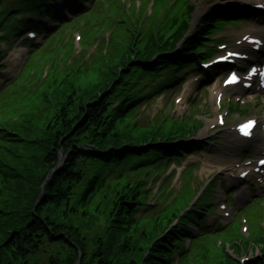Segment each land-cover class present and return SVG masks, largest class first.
Here are the masks:
<instances>
[{"label":"trees","instance_id":"16d2710c","mask_svg":"<svg viewBox=\"0 0 264 264\" xmlns=\"http://www.w3.org/2000/svg\"><path fill=\"white\" fill-rule=\"evenodd\" d=\"M83 1L90 0H17L4 9L0 41L40 27L43 16L56 17L52 6L58 3L83 15ZM191 11L188 7L186 15ZM6 16L12 25L3 30ZM218 18L215 13L205 17L172 54L187 31L177 18V28L174 23L164 34L151 33L144 50L133 48L113 61L87 88L67 78L49 87L41 97L42 110L7 128L16 138L3 135L10 146L0 145V264H168L165 245L174 238L160 236L169 218L137 221L153 195L143 185L145 176L130 177L188 153L195 146L182 141L195 130L188 123L171 130H143L130 123L131 111L148 93L167 87L133 90L131 81L139 84L143 75L157 78L169 66L181 69L195 62L193 53Z\"/></svg>","mask_w":264,"mask_h":264},{"label":"rangeland","instance_id":"374dc122","mask_svg":"<svg viewBox=\"0 0 264 264\" xmlns=\"http://www.w3.org/2000/svg\"><path fill=\"white\" fill-rule=\"evenodd\" d=\"M13 1L15 0L6 1L3 7L0 8V11L10 7V3ZM211 1L212 0H133L132 2H127L126 7L122 9L121 15L124 16L125 13L128 15V19L124 21V26L127 27L128 30L132 31L139 27L141 30H145L147 28H156L164 25L174 12L183 13L187 6L194 5L192 18L191 16L189 20L188 16L180 18L181 21H186L188 26L192 21L191 30L189 32L191 33L194 29V25L199 21L203 14L211 8ZM118 2L123 3L122 0H118ZM213 7L218 11L229 10V21H238L239 19H242L240 15H243V12L247 11L245 6H243L242 0H224L223 2L214 4ZM247 9L249 12L251 11L250 8ZM104 10H107V5L104 7L99 5L95 9L92 17L93 20L89 25L86 24L75 27L80 23L78 21L73 23L71 28L75 27L73 31H75V37L78 36L74 47L66 45V49L62 48L61 38L54 36V38L52 37L47 40H43L42 38L36 39L39 43V47L36 49H32L28 45L26 47L21 43H17L13 46L12 51L3 62L4 66L2 67V75L4 78H0V89H2V87L5 88L6 85H12L4 91L0 90V111H2L4 115L15 117L22 113L21 117H17H20V120H24L27 117V114H35L42 110L43 103L40 105V97H42L45 92H48L46 86L58 78L56 72L66 70L65 63L67 54L64 56L66 51L70 54L71 58H79L75 63L70 61V63H72L69 66L71 72L77 67L80 61L83 62L81 64L82 68L76 70L85 71L86 75L83 76V81L92 85L95 83L94 79L104 71L106 62L116 61L119 57L118 55L127 50L129 42L126 39V35L124 32L118 31L115 34V37L120 38L118 41L119 44L114 42L115 39H109L110 44L108 48H104L103 45L96 49V52H93L99 38L102 36V31L112 23L110 17L114 16V13L105 14ZM3 15H5L4 12L0 14V18H2ZM6 18L7 16L3 21V26L5 28L12 25V23H10L9 20H6ZM252 18H255L256 20L253 19L251 22H246L244 19L241 20L239 24L235 25L236 30L231 27H226L224 33H221L219 36L226 37L229 44H235L238 37L243 35L245 30L260 24L264 19L263 16H252ZM85 19L86 17L80 20ZM88 21L90 22V20ZM143 33L145 36L141 38L142 42L148 38L146 31H143ZM109 34L113 37V32H109L104 33V38H108ZM65 38V41L67 42L69 36L65 35ZM49 42H51L50 45L46 46ZM0 48L2 49V46H0ZM2 50L6 51L7 48H3ZM87 51L88 54L85 55V52ZM83 55H85V57L80 58ZM194 76L195 75L193 74L187 76L185 80L187 83L184 87L179 86L168 96L157 98L149 103V105L143 106L141 109L135 111L132 115V120H136V125L139 128L147 129L148 127H152V124H157L163 116L170 115L175 118H185V115L189 113L187 111L189 109V107H187L189 100L196 101L198 98H201L202 103H209L213 106L212 93L216 90V85L219 86L220 81L217 82L216 85L214 84L213 86L211 85V87L201 90L200 78H195ZM35 81H38V91L37 87L32 85ZM37 94H39V97L37 102L34 103V98ZM176 98H181V101L175 103ZM33 103L34 105L32 106ZM191 104L193 103L191 102ZM28 107L31 108L29 111H26ZM215 110L216 108L214 109L212 107V109L207 108L206 114L197 113V118L204 123V126L195 138L198 139L206 149L202 154L196 157H191L178 165H173L169 171H166L164 178L168 177L167 181H170V190H179L182 182L185 180V175H182L184 168L194 167L192 177L195 178V182L192 187L193 191L196 192L200 186L207 182L215 173V179H224L225 177L223 174L226 175V173L229 172L227 171L228 169L234 168L232 162L239 161V157L254 156V151L250 150V152H247L246 150L244 153V151H241L239 148L238 143H235L230 138V133L233 132V125L239 122L240 119L230 116V123L228 125L218 126L212 124L216 127H213L212 125V127H210L208 125L216 119L214 116ZM1 125L2 121L0 116V126ZM207 142L210 144L206 145ZM181 175L182 177L180 178ZM231 187L232 185L228 186L227 194L232 192V189H230ZM238 195L239 193L234 194V197L236 198ZM244 202L245 201L243 200L238 201L239 204ZM150 210H155V207L152 206ZM232 216L233 214L228 209L220 208L213 213V216L208 219V222L211 223L218 220L221 224L227 225L234 220L231 218ZM241 223H244V227L247 229V232H245L247 236L255 233L257 238H264V215L261 218L242 215L240 222H237L233 230L230 232V234L238 239V241L247 239L246 235L239 230V224ZM253 242L254 238H251L248 248H241L240 253H252L253 247L251 244ZM262 244L264 245V242H262ZM202 252L204 253L202 254ZM237 255L238 252H235V256ZM210 257L211 252L209 248L206 247V244H203L198 250L197 264H210Z\"/></svg>","mask_w":264,"mask_h":264},{"label":"bare ground","instance_id":"6f19581e","mask_svg":"<svg viewBox=\"0 0 264 264\" xmlns=\"http://www.w3.org/2000/svg\"><path fill=\"white\" fill-rule=\"evenodd\" d=\"M246 1H249V0H246ZM261 0H253V2H256V3H259ZM252 19H254L255 20V18H252ZM262 22H264L263 20H262ZM255 32H253L254 34H255V36H253L254 38H257V39H261L262 37H264V28H261V29H255L254 30ZM249 32H250V30H249ZM247 35H249L248 33H246L245 34V36L247 37ZM264 39V38H263ZM261 41H259V43H260ZM259 43L257 44L258 45V47H260V45H259ZM244 44V43H243ZM248 77H250V76H248ZM224 87V86H223ZM222 86H220L219 87V92H224L225 94L227 93H232V92H236L238 89H239V87H236V88H223ZM234 136H236V135H234ZM252 140H254V138L252 139ZM255 142V141H254ZM255 145V144H254Z\"/></svg>","mask_w":264,"mask_h":264},{"label":"snow or ice","instance_id":"6c2138e0","mask_svg":"<svg viewBox=\"0 0 264 264\" xmlns=\"http://www.w3.org/2000/svg\"><path fill=\"white\" fill-rule=\"evenodd\" d=\"M231 79L234 81L235 80V76H233Z\"/></svg>","mask_w":264,"mask_h":264}]
</instances>
